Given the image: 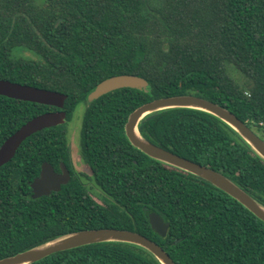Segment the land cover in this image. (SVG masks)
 Returning a JSON list of instances; mask_svg holds the SVG:
<instances>
[{"label":"trees","instance_id":"16d2710c","mask_svg":"<svg viewBox=\"0 0 264 264\" xmlns=\"http://www.w3.org/2000/svg\"><path fill=\"white\" fill-rule=\"evenodd\" d=\"M15 48L36 58L14 57ZM117 74L140 76L147 86L86 101L96 83ZM0 78L63 93L65 122L82 106L78 142L92 178L86 185L71 176L58 191L31 198L41 162L68 167L65 122L26 137L0 165V258L109 227L144 235L175 264H264L263 221L209 182L143 154L123 132L136 106L180 94L223 106L253 130L264 119V0H0ZM53 109L0 95V143ZM137 130L264 205V160L214 115L164 108L143 116ZM93 185L103 203L88 191ZM148 211L168 222L164 236L150 229ZM27 264L159 262L135 244L103 241Z\"/></svg>","mask_w":264,"mask_h":264},{"label":"water","instance_id":"95a60500","mask_svg":"<svg viewBox=\"0 0 264 264\" xmlns=\"http://www.w3.org/2000/svg\"><path fill=\"white\" fill-rule=\"evenodd\" d=\"M146 86V80L137 75H112L96 83L86 94V101L90 102L100 95L117 88L128 87L145 90ZM0 95L56 108V110L44 111L30 117L3 139L0 143V165L7 162L13 156L19 144L30 134L42 128L56 126L65 122V111L63 110L65 95L61 92L0 78ZM170 107L193 108L214 115L230 126L264 160V140L261 137L225 107L192 94L158 97L136 106L128 113L123 125V132L129 144L150 158L209 182L235 199L255 217L264 222V205L241 189L228 177L208 166L200 165L157 146L138 133L137 124L143 116ZM59 170L60 172L56 173L48 162H41L38 174L29 182L31 198L47 195L51 191H58L60 185L68 181V172L62 162L59 163ZM147 222L154 233L158 236H164L168 222L163 221L153 211L147 212ZM103 241H119L135 244L148 251L159 264H175L159 245L144 235L132 230L109 227L80 229L65 233L12 255L1 257L0 264H27L56 251Z\"/></svg>","mask_w":264,"mask_h":264},{"label":"rangeland","instance_id":"374dc122","mask_svg":"<svg viewBox=\"0 0 264 264\" xmlns=\"http://www.w3.org/2000/svg\"><path fill=\"white\" fill-rule=\"evenodd\" d=\"M12 55L14 57H23V58H27V59H35L36 58V56L34 55L33 52H29L28 50H26L24 48H15L12 51ZM230 73L235 78L239 77L238 74L231 69H230ZM81 113H82V106L79 104L74 108L70 120L65 122L66 137H67V144L69 145V147L72 151V156L74 158L73 160H74L75 168L83 170V172L87 174L86 176L84 175V177H81V182L86 183V185H88V184H92L91 175H89L87 167L84 164H82L81 161L77 158V154L80 155L79 148H78V134H79V125H80ZM253 130L256 131V134L259 137H261L262 139L264 138V136L260 134L261 132L258 129L254 128ZM93 186H92V188H89L88 191L90 192L92 197L97 202L103 203V201H102L103 197H102L101 193L98 191L99 189L96 186H94V188H93Z\"/></svg>","mask_w":264,"mask_h":264},{"label":"flooded vegetation","instance_id":"af4514ba","mask_svg":"<svg viewBox=\"0 0 264 264\" xmlns=\"http://www.w3.org/2000/svg\"><path fill=\"white\" fill-rule=\"evenodd\" d=\"M53 110H56V109H53ZM47 111H50V110H47ZM78 148H79V152H80V146H79V142H78ZM77 158L81 161L82 164H84L86 167H87V164L85 163V161H83V159L81 158V153L80 155L77 154ZM73 156H72V151L69 147V145L67 144V163H68V167L65 166L67 172H68V180L71 176H76L78 178H81V177H84V175L86 176L87 174L83 172V170H80V169H76L75 168V165H74V160H73ZM59 163L60 161L57 163V167L56 166H53L51 165L52 169L54 172L56 173H59L60 170H59ZM87 170H88V173L89 175H91L88 167H87Z\"/></svg>","mask_w":264,"mask_h":264},{"label":"built area","instance_id":"2783aa9c","mask_svg":"<svg viewBox=\"0 0 264 264\" xmlns=\"http://www.w3.org/2000/svg\"><path fill=\"white\" fill-rule=\"evenodd\" d=\"M252 127L264 129V119L263 120H257L256 122H254Z\"/></svg>","mask_w":264,"mask_h":264}]
</instances>
